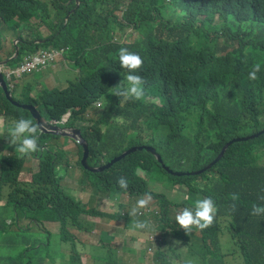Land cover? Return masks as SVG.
<instances>
[{
    "label": "trees",
    "instance_id": "obj_1",
    "mask_svg": "<svg viewBox=\"0 0 264 264\" xmlns=\"http://www.w3.org/2000/svg\"><path fill=\"white\" fill-rule=\"evenodd\" d=\"M0 15L8 19L0 22V47L10 35L17 59L40 48L60 49L79 68L65 89L44 88L35 99L16 101L40 109L44 122H60L69 114L63 126L79 129L90 167L108 164L121 145L118 139H128L129 133L135 136L124 150L150 146L159 156L160 161L145 150L134 152L149 159L147 178L126 162L131 154L92 173L80 163L82 147L76 144L82 181L94 194L125 193L140 204L158 191L186 189V199L168 200L158 213L144 214L159 230L150 242L153 263L264 264V133L233 142L212 168L198 171L229 141L264 129V0H0ZM42 22L50 32L46 38L38 31ZM127 29L135 34L132 42L126 41ZM142 84L150 101L135 100ZM0 115L8 137L33 140L30 113L9 101L1 88ZM118 118L130 125L120 129ZM144 131L151 133L149 142L141 138ZM54 138L59 136L41 134L39 140ZM59 156L40 144L32 154L37 171L28 182H18L22 158L1 157L0 264H53L63 257L62 248L70 251L66 263L81 264L70 230L92 232L94 217L123 218L132 226L127 213L87 208L63 189L56 171ZM179 207L184 208L174 220L175 230L173 213ZM46 223L57 224L59 233L50 234ZM193 230L201 235L199 241L188 238ZM223 230L230 239L225 253L218 246ZM112 241L102 232L100 244L89 246L96 261L118 264Z\"/></svg>",
    "mask_w": 264,
    "mask_h": 264
},
{
    "label": "rangeland",
    "instance_id": "obj_2",
    "mask_svg": "<svg viewBox=\"0 0 264 264\" xmlns=\"http://www.w3.org/2000/svg\"><path fill=\"white\" fill-rule=\"evenodd\" d=\"M120 14L121 13H119V11L116 12L117 16H120ZM5 20L8 19L5 16L0 15V22ZM31 21L32 23H37V19L31 18ZM37 26L38 31L41 33L43 38H46L50 35L48 28L45 24H43V22ZM126 33V41L132 42L135 37L134 32L127 29ZM11 39L12 38L9 35L7 40L0 47L1 60H4L8 54H12L8 61L10 66L15 63L18 65V63H20L25 57V55H23L21 59H17L19 51L12 50V46L10 44ZM13 41L18 48L15 39H13ZM35 42H43V40ZM39 50L43 49L40 48ZM68 56V51H63L61 57L56 56L53 61V66H47L45 69L40 71L37 77L39 82L37 83H30L26 78H21L18 81H12L9 84L10 91L15 92L14 96H16L17 99L21 98V100H27L28 98L35 99L37 92L44 88L48 91H60L65 89L68 85L66 81L72 79L77 73L78 69L76 68V70H74L70 66V62L74 61L68 60ZM63 60L65 63H62ZM130 78L132 81L136 80L135 75H130ZM26 86L27 88L31 89L29 92L24 90ZM24 91L27 92L26 95L21 96ZM125 101L126 98L122 99L120 103L121 107L124 106ZM95 108L99 112L102 111V105L99 103L95 105ZM38 110H36V112H40V109ZM86 118H90V115H86ZM117 120L120 121V118ZM128 124L129 122H119V127L122 129V127L127 126ZM134 136L135 134L129 133L128 139H118L121 145H116V156H114L108 162H113L111 166L121 162L125 158L124 154L126 150H124V148L126 149L127 141L130 139L133 140ZM141 138L143 141H146L149 138V133H142ZM39 142L46 147H52L57 152H60V165L56 167L58 177H60L59 184L75 200L83 203L87 208H93L107 215H114L117 213L124 215L127 213L128 216L134 220L131 222L132 226H129L123 218L119 221H113L103 217H94L90 219L95 223V228L92 232L81 233L70 230L69 234L77 244L79 262L81 264H101L94 259L92 252L89 250V246H98L100 244V234L102 232H107L113 238L110 246L115 250L114 257L118 264H155L153 263L155 249L154 247L150 246V242L153 240L155 235L159 234V230L154 229L156 223L149 220V217L145 218L144 214L158 213L159 207L167 206L168 200L179 202L181 197L186 199V189L180 186H175L171 189V192L158 191L156 194H154L155 198H153L151 195H148L141 199L140 204L132 201L131 198L125 193H122L118 197L108 196L102 193L96 195L92 192L89 182L82 181V170L79 166V150L76 143L72 139L59 136V138L49 139L46 142L44 139H40ZM8 143H10V140H8L7 128H4V122L2 116L0 115V159L2 160V156H6V158H8V156L12 155L14 152L22 154L26 151V148L23 147H18L11 151L5 147V145ZM14 144H17V141H15ZM126 162L134 164L139 175H143L146 178L148 177L150 173V161L143 154H131ZM215 163L216 162L212 160L209 164H207V168H212ZM37 164V159L32 156H28L26 159H23L22 171L18 175V182L30 181L31 175L37 171ZM9 165L10 164L8 160H6L4 162V166L8 167ZM113 170L115 169H111L109 171L115 172ZM197 173L199 172H195L193 174ZM169 181H171V179H169ZM155 188L157 190H161L164 188V186H155ZM3 203L4 201H0L1 205H3ZM183 208L184 207H179L173 213V223L175 230L177 229V224L174 222V220L177 218L179 213H181ZM14 217L15 216L12 215V218ZM23 224L25 223L22 221L17 223V225ZM45 228L52 235L59 233V227L57 224L46 223ZM194 237L197 241H199L201 235L196 234ZM218 246L221 253H225L226 249L230 247V239L226 230L218 233ZM207 247L210 251L214 250L212 245H208ZM180 250H183V248H179L175 250V252ZM60 252L62 253L63 257L55 258L53 264H69V262L66 263V261L69 258L70 251L62 248ZM181 262L182 260H175L173 261V264H179ZM232 264H236V262Z\"/></svg>",
    "mask_w": 264,
    "mask_h": 264
},
{
    "label": "clouds",
    "instance_id": "obj_3",
    "mask_svg": "<svg viewBox=\"0 0 264 264\" xmlns=\"http://www.w3.org/2000/svg\"><path fill=\"white\" fill-rule=\"evenodd\" d=\"M13 44H14V42H13ZM49 49H53V48H49ZM16 50V49H15ZM43 50H47V49H43ZM27 56V55H26ZM25 56V57H26ZM24 57V58H25ZM23 58V59H24ZM23 59H22V61H23ZM3 61H6V60H1L0 62H3ZM22 61L20 62V63H18V65L17 64H13V65H9V63H8V61H6V64L5 65H2V66H0V76H1V80H0V88L3 90V88H2V82L5 84V86H6V91L8 90V91H10V89H9V84L12 82V81H18V80H20L21 78H26L25 76H27V77H29V78H26L27 79V81L28 82H30V83H37V82H39V80H38V74L40 73V71L41 70H39V69H37V70H33V71H31V72H28L27 74H22V73H20V74H16L15 73V71L16 70H18L19 69V66H20V64L22 63ZM53 64V63H52ZM51 64V65H52ZM50 65V66H51ZM43 70V69H42ZM143 84H144V81H143ZM143 84H142V87L138 90V92H137V97L135 98V100H139V99H141V98H143L144 97V100L145 101H150V98L148 97V96H145V91H144V88H143ZM3 92H4V90H3ZM5 93V92H4ZM10 93V92H9ZM6 96V95H5ZM10 96H11V94H10ZM7 98V97H6ZM9 101H11V102H13V104L14 105H16L17 107H20L21 109H23L22 108V106H28V107H33L34 108V110L32 111L31 110V112L30 111H28V110H26V111H28L29 113H30V115L34 112V113H36V108L34 107V106H31V105H28V104H20V103H18L16 100H18L17 98L15 99V98H13L12 96H11V98H7ZM156 103H158V101H156ZM98 104V103H97ZM100 104V103H99ZM25 110V109H24ZM38 113V112H37ZM67 114V113H66ZM31 119H32V121H33V124H34V127H35V134H34V137H33V140L31 141V142H28V140L26 139V137H21V136H16V137H8V140H10V143H8L7 145H8V147H9V150H14V149H16V148H18V147H23V148H26V151L24 152V153H22V154H19V153H17V152H14L12 155H10V156H8V158L9 157H11V156H13V155H16L17 157H20V158H22V160L23 159H26L28 156H32V154H35L36 152H37V149L40 147V143H39V137H40V135L41 134H43V135H46V134H50L48 131H47V129H46V127L44 126V124H48V123H51V124H54V125H57V126H59L58 124H60V127H62L63 125H64V123L67 121V119H68V117H69V114H68V117H67V119H66V121L63 123V125H61V122L62 121H64V119H65V115H64V117H63V119H62V121H50V122H44L40 117V119H41V122L43 123V124H40V125H38V123H37V118L36 117H34V115L32 114L31 115ZM120 122H123V123H127V122H129V124L127 125V126H125V127H128L129 125H130V121H126V122H124V121H122V120H120ZM6 127V125H5V123H4V128ZM64 127V126H63ZM66 128V127H65ZM78 129V128H77ZM43 130H45V131H47V132H41V131H43ZM264 130V129H263ZM143 133H149V138L147 139V142H149L150 141V139H151V133L150 132H147V131H144ZM260 134H263V133H258V134H255V135H253V134H251V135H248V136H244V137H241V138H235V139H233V140H231V141H229L227 144H225L224 146H223V148L221 149V151L219 152V154L216 156V158L213 160L214 162H218L221 158H222V156L224 155V152H225V150L227 149V147L230 145V144H232L233 142H235V141H239V140H248V139H250L251 137H254V136H256V135H260ZM50 135H52V134H50ZM253 135V136H252ZM58 136V135H57ZM15 141H17V144H14V142ZM143 147H145V146H143ZM148 147H150V146H148ZM133 148H136V147H133ZM152 148V147H151ZM130 149V148H129ZM128 150V149H127ZM138 149H136V151H137ZM142 150H145L144 148L142 149ZM138 151H141V150H138ZM146 151V150H145ZM155 151V150H154ZM135 152V151H134ZM133 152V153H134ZM148 152V151H147ZM150 153V152H149ZM156 153V152H155ZM132 154V153H131ZM150 154H152V153H150ZM130 155V154H129ZM153 156H155V158H156V156H158L157 154L156 155H154V154H152ZM82 157V156H81ZM159 157V156H158ZM35 158V157H34ZM88 159V158H87ZM157 159V158H156ZM160 159V158H159ZM158 160V159H157ZM158 161H160V160H158ZM23 163V162H22ZM216 164V163H215ZM88 165V164H87ZM89 166V165H88ZM209 168H207V166H205L204 168H202L201 170H198L199 172H204V171H206V170H208ZM166 170H168V169H166ZM171 172V171H170ZM173 174H176V173H173ZM184 174H191V172H188V173H184ZM177 175V174H176ZM180 175H181V173H180ZM179 176V175H178ZM0 183H1V181H0ZM6 186H8V185H6ZM0 206H1V204H0ZM194 232V233H193ZM190 235L188 236V238H190L191 239V237L192 236H195L196 234H199L198 232H197V230H193V231H191L190 233H189ZM178 259H176V261H177ZM179 264H182V262L181 263H179Z\"/></svg>",
    "mask_w": 264,
    "mask_h": 264
},
{
    "label": "water",
    "instance_id": "obj_4",
    "mask_svg": "<svg viewBox=\"0 0 264 264\" xmlns=\"http://www.w3.org/2000/svg\"><path fill=\"white\" fill-rule=\"evenodd\" d=\"M5 64H6V61L0 62V66L5 65ZM0 80H1V76H0ZM1 86H2V88L4 90V92H5L6 97L7 98H11L9 91L8 90L6 91V86H5V84L3 82H2ZM22 108L25 109V110H28L30 112H31V110L32 111L34 110L33 107H28V106H22ZM32 114L34 115V117L37 118L38 125L43 124L41 122V119L39 118V115H38L37 112L36 113L33 112ZM67 117H68V114H65V119H64V121L61 122V125H63V123L66 121ZM44 126L46 127L47 131L50 134L58 135V136H62V137H68V138L72 139L77 145L82 147L81 164H82L83 168H85L86 170H88V171H90L92 173H98V172L104 171L105 169H108L113 164V162H110L108 164H104V165L97 166V167H90V166L87 165L88 148H87V145H86L85 141L82 139V137L80 135L79 129H77V128L60 127V126H57V125H54V124H51V123L44 124ZM47 131L43 130L41 132H47ZM260 133H264V130H261ZM143 148L146 151L156 155V153H155L153 148L145 146V147L130 148V149L126 150L124 156H127V155L133 153L134 151H136V149L142 150ZM156 158L158 160H160L158 156H156ZM176 174L180 175V173H176Z\"/></svg>",
    "mask_w": 264,
    "mask_h": 264
},
{
    "label": "built area",
    "instance_id": "obj_5",
    "mask_svg": "<svg viewBox=\"0 0 264 264\" xmlns=\"http://www.w3.org/2000/svg\"><path fill=\"white\" fill-rule=\"evenodd\" d=\"M56 56H62V52L54 49L37 50L36 52L27 55L19 66V69L15 71L16 74H27L33 70H42L47 66H50Z\"/></svg>",
    "mask_w": 264,
    "mask_h": 264
},
{
    "label": "crops",
    "instance_id": "obj_6",
    "mask_svg": "<svg viewBox=\"0 0 264 264\" xmlns=\"http://www.w3.org/2000/svg\"><path fill=\"white\" fill-rule=\"evenodd\" d=\"M54 50H56V51H60V52L66 51V50H60V49H54ZM67 59H68V60H71L69 56L67 57ZM62 63H65L64 60L62 61ZM51 66H53V64H52ZM70 66H71L74 70H76V68H78V67H74L73 62H70ZM78 72H79V68L77 69V73H78ZM77 73L74 75V77H73L72 79L67 80L66 83H68V82L74 80L75 77H76V75H77ZM25 77H26V78H29V77H27V76H25Z\"/></svg>",
    "mask_w": 264,
    "mask_h": 264
}]
</instances>
